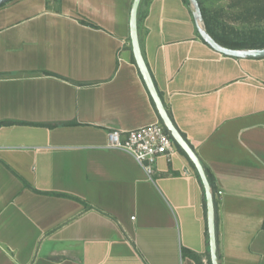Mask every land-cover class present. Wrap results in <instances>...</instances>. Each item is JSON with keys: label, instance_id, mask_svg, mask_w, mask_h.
<instances>
[{"label": "crops", "instance_id": "1", "mask_svg": "<svg viewBox=\"0 0 264 264\" xmlns=\"http://www.w3.org/2000/svg\"><path fill=\"white\" fill-rule=\"evenodd\" d=\"M132 0L0 5V264H211L206 200L177 145L150 179L110 129L161 121ZM144 61L214 182L219 264H264V57L210 47L184 0H141ZM71 123V124H68ZM221 191V194H217Z\"/></svg>", "mask_w": 264, "mask_h": 264}, {"label": "water", "instance_id": "2", "mask_svg": "<svg viewBox=\"0 0 264 264\" xmlns=\"http://www.w3.org/2000/svg\"><path fill=\"white\" fill-rule=\"evenodd\" d=\"M9 0H0V5ZM188 7L192 14L197 32L200 37L214 50L223 53L227 56L236 58H262L264 57V46L256 48H230L219 43L207 30L205 19L198 0H187ZM141 0H132L129 16V35L131 42L132 54L135 63L139 69V72L143 78V81L147 87V90L152 98L155 108L158 112L161 122L165 128L170 132L171 136L175 140L176 144L186 153L193 165L195 166L201 183L204 188L205 200H206V215H207V233L209 242V254L211 264H219L217 256V241H216V220H215V206L212 189L204 170L202 163L198 156L184 139L178 129L172 122L168 112L160 98L157 89L153 83L152 77L148 70V67L144 61L139 36H138V8Z\"/></svg>", "mask_w": 264, "mask_h": 264}, {"label": "rangeland", "instance_id": "3", "mask_svg": "<svg viewBox=\"0 0 264 264\" xmlns=\"http://www.w3.org/2000/svg\"><path fill=\"white\" fill-rule=\"evenodd\" d=\"M211 30L230 39L264 37V0H199Z\"/></svg>", "mask_w": 264, "mask_h": 264}, {"label": "built area", "instance_id": "4", "mask_svg": "<svg viewBox=\"0 0 264 264\" xmlns=\"http://www.w3.org/2000/svg\"><path fill=\"white\" fill-rule=\"evenodd\" d=\"M106 147L128 152L152 179L158 158L163 156L169 159L176 151L177 144L164 124L156 121L134 129L108 130ZM217 194H221V191Z\"/></svg>", "mask_w": 264, "mask_h": 264}, {"label": "trees", "instance_id": "5", "mask_svg": "<svg viewBox=\"0 0 264 264\" xmlns=\"http://www.w3.org/2000/svg\"><path fill=\"white\" fill-rule=\"evenodd\" d=\"M184 2L188 5V1L187 0H184ZM202 13H203V11H202ZM203 16H204V13H203ZM204 19H205L207 30L222 45H225V46L230 47V48H256V47H263L264 46V37H259V38L258 37H254V38L251 37V38H247V39L246 38L230 39V38H226V37L220 36V35L214 33L211 30V28L209 27V25H208V23L206 21L205 16H204ZM157 92H158L159 96L161 97V95H160L158 90H157ZM168 115L170 116L169 112H168ZM170 118H171V116H170ZM171 120H172V118H171ZM10 122L11 121H1L0 124H6V123H10ZM172 122H173V120H172ZM68 124H71V123H68ZM181 135L184 137V135L182 133H181ZM184 139L186 140L185 137H184ZM205 172H206V175L208 177V180H209V183H210V186H211V189H212V193H213V191H214L213 177H212L211 173H209V171L207 169H205ZM204 198H205V194H204ZM213 199H214V206H215V211H216L217 202H216V199L214 197H213ZM216 241L218 243L217 238H216ZM183 251H184V253H186L189 256H191L195 260L196 264H202L200 257L195 252H193L191 250H188V249H184ZM217 256H218V253H217Z\"/></svg>", "mask_w": 264, "mask_h": 264}]
</instances>
